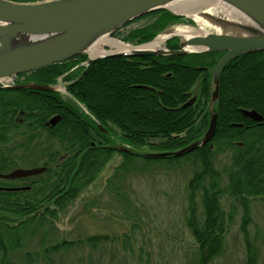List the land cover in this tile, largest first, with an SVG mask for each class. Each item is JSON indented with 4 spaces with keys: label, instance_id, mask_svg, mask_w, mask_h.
<instances>
[{
    "label": "trees",
    "instance_id": "obj_1",
    "mask_svg": "<svg viewBox=\"0 0 264 264\" xmlns=\"http://www.w3.org/2000/svg\"><path fill=\"white\" fill-rule=\"evenodd\" d=\"M152 15L158 16L154 22L113 35L121 34L123 41L139 44L151 40L167 23L183 19L160 9L133 22ZM165 46L178 48V38H169ZM222 54L223 51H204L182 55H115L96 58L84 65L87 54L81 53L23 74L25 82L47 85L56 84L61 77L66 82V91L88 113L64 99L57 90L0 85V173L24 166L45 167L31 176L0 177V264H15L11 253L22 246L18 234L21 228L30 230L29 240L36 245L21 252L22 264H63L68 253L76 254L85 248L84 261L95 264L104 244L115 241L126 256L134 255L135 249L140 256L143 246L138 241L142 240L143 231L139 221L116 236L89 234L51 242L39 235L46 221L75 198L116 151L122 155V163L115 167V174L138 172L136 160L165 163L187 160L196 166L186 186L184 223L195 244L185 264H208L223 254L226 232L238 212L237 204L241 212L239 230L245 244L243 264H258L248 225L250 203L264 204V50L242 53L224 67L213 107L217 114L215 132L207 143L179 157L149 158L116 149L110 138L113 127L119 138L134 146L148 145L155 151L176 150L200 139L210 117L211 70ZM111 73H115L116 82L109 84L111 100L103 106L93 88L98 87L100 75ZM121 91L131 92L138 111L146 107L137 114L141 120L121 111L117 94ZM192 96L194 101L181 107ZM240 109L255 110L262 119L252 120ZM57 115L56 122L50 124L49 120ZM221 159L226 163L218 168ZM114 178L115 175L108 181L113 184ZM195 194L200 196V210ZM7 227L14 233L9 239L3 238ZM137 264H149V256Z\"/></svg>",
    "mask_w": 264,
    "mask_h": 264
},
{
    "label": "rangeland",
    "instance_id": "obj_2",
    "mask_svg": "<svg viewBox=\"0 0 264 264\" xmlns=\"http://www.w3.org/2000/svg\"><path fill=\"white\" fill-rule=\"evenodd\" d=\"M207 8L204 6L201 10H207ZM157 17V15H152L138 19L123 27L121 31L125 33L131 28L144 26L154 22ZM181 17L183 19L180 21L167 23L162 30L157 32L156 36L162 33L163 30L176 26L197 28L193 22L190 23L187 20L189 18L186 16ZM120 35H114L113 37L122 40ZM129 43L135 44L133 42ZM97 45L110 50L113 48L110 45ZM163 46H165V42L161 44V47ZM97 79L100 82L97 81L96 83L99 82L100 84L98 83V87H94L93 90L102 105L104 106L106 103L108 105L109 100H111L108 86L110 83L116 82L114 80L115 73H111L110 76L100 75ZM62 86L63 84L59 83L58 89L61 88V92H59L61 96L85 111L84 105L70 96ZM127 91L117 92L121 101L119 108L124 114L134 117L136 121L141 120L142 117H137V114L140 110L145 111L146 107L138 108V111L137 107L134 106L135 97ZM115 100L118 99L115 98ZM147 112L150 115H156L155 112H151L152 114L149 111ZM149 114L146 115L149 116ZM158 120H161V116L158 117ZM110 131L112 132L110 134L112 145L118 150H120V146H123L128 148V151L139 153L142 156L145 153L156 152L148 145L134 146L119 138L117 130L113 127ZM135 162V168L138 172L127 174L118 172L115 174V167L120 166L122 163V155L118 151L114 152L93 179L80 189L75 198L57 210L53 218L46 221L39 235L45 236L51 242L60 239L82 238L89 234L116 236L127 232L134 221H139L143 231L142 240L138 241L143 246L140 256L136 249L134 255L126 256L115 241L104 244L103 249L99 250L98 256L100 258L96 259L95 264H137L142 262L145 256H149V264H185L191 248H194L195 244L189 229L184 223V214L187 211L188 203L186 186L196 166L190 165L187 160L172 163L159 160L148 162L136 160ZM225 163V160L221 159L218 162V168H221ZM121 169L119 168V170ZM113 175H115V178L112 179L113 184H111L108 179ZM195 198L197 209L200 210L199 194H195ZM236 206L238 212L226 232L225 250L221 256L214 258L208 264H243L245 244L242 238L243 235L239 230L240 207L238 204ZM250 211L249 235L257 251V263L264 264V204L257 201L251 202ZM11 218L8 220L10 223L12 222ZM4 231H6L3 236L5 239L11 238L14 234L12 233L13 230L8 227ZM18 234L22 237V246L20 249L13 251L11 257L15 264H22L20 261L21 252L36 245L29 240L31 232L27 228L19 229ZM86 255V248L78 250L76 254L70 252L66 255L63 264H70L71 261H74V264H87L84 261ZM76 258H81L82 261L77 262Z\"/></svg>",
    "mask_w": 264,
    "mask_h": 264
},
{
    "label": "water",
    "instance_id": "obj_3",
    "mask_svg": "<svg viewBox=\"0 0 264 264\" xmlns=\"http://www.w3.org/2000/svg\"><path fill=\"white\" fill-rule=\"evenodd\" d=\"M174 1L179 0H0V78L29 72L81 53L88 55L86 62L89 64L96 58L115 55H182L190 52L224 51L212 68L208 105L210 117L203 136L176 150L143 154L151 158L181 156L205 144L214 135L217 114L212 107L218 99L220 77L226 64L242 53L264 50V0H218L240 13L242 19L237 21L220 16L213 17L206 10L196 9L197 14L209 17L212 26L204 33L193 34L187 38L170 33L171 28L163 30L162 33L169 31L165 40L171 36L179 38L177 49H150L140 47L142 44H129L132 49L128 52L103 48L105 53L90 55L89 49L102 37L113 38L111 35L126 23L160 9L165 8L176 15L186 16L198 26L193 17L177 13L169 7ZM103 45L108 46L106 43ZM8 87L55 90L52 85L35 82ZM194 99L195 96H192L181 107L192 103ZM240 111L252 120L262 119L255 110ZM58 118V115L52 117L49 123L54 124ZM119 149L129 150L123 146ZM44 170L43 166L18 167L7 173H0V177H26Z\"/></svg>",
    "mask_w": 264,
    "mask_h": 264
},
{
    "label": "bare ground",
    "instance_id": "obj_4",
    "mask_svg": "<svg viewBox=\"0 0 264 264\" xmlns=\"http://www.w3.org/2000/svg\"><path fill=\"white\" fill-rule=\"evenodd\" d=\"M204 6L208 7L206 11L213 17L220 16L224 18H230L235 21L242 19L240 13H238L235 9L218 0H179L169 4V7L177 13H184L188 16L193 17L196 20L198 26L197 28H189L187 26L172 27L169 30L170 33L179 34L183 38H187L192 36L193 34L206 32L208 30V27L212 26V24L208 20L209 17H203L197 14V12L195 11L196 9L202 8ZM215 29L218 30L217 27ZM169 31L167 33L159 34L154 38L153 41L143 44L140 47L158 49L159 47H161V44L164 42L165 37L166 35H168ZM103 43H106L107 45L113 47L112 51L128 52L132 49L131 45L120 42L114 38H109L108 36L102 37L97 44ZM97 44L91 46V48L89 49L91 56H97L105 53L103 48Z\"/></svg>",
    "mask_w": 264,
    "mask_h": 264
},
{
    "label": "built area",
    "instance_id": "obj_5",
    "mask_svg": "<svg viewBox=\"0 0 264 264\" xmlns=\"http://www.w3.org/2000/svg\"><path fill=\"white\" fill-rule=\"evenodd\" d=\"M13 81H14V77H8L7 79H1L0 83L8 84V83H12Z\"/></svg>",
    "mask_w": 264,
    "mask_h": 264
}]
</instances>
